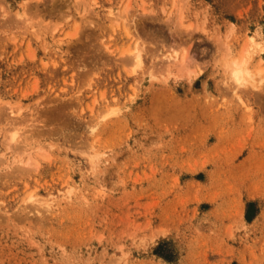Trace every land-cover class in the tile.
I'll list each match as a JSON object with an SVG mask.
<instances>
[{
	"label": "rangeland",
	"instance_id": "rangeland-1",
	"mask_svg": "<svg viewBox=\"0 0 264 264\" xmlns=\"http://www.w3.org/2000/svg\"><path fill=\"white\" fill-rule=\"evenodd\" d=\"M0 264H264V0H0Z\"/></svg>",
	"mask_w": 264,
	"mask_h": 264
},
{
	"label": "bare ground",
	"instance_id": "bare-ground-1",
	"mask_svg": "<svg viewBox=\"0 0 264 264\" xmlns=\"http://www.w3.org/2000/svg\"><path fill=\"white\" fill-rule=\"evenodd\" d=\"M113 23V22H112ZM125 25V24H124ZM133 57L135 58V60L137 61V63L138 62H140L139 61V53L138 52H136V53H134L133 54ZM245 60H240V61H238V60H236V59H234L233 61H232V66H231V68H229L230 70V72L231 73H229V74H231V79H233L232 81H234L235 83H237V84H242L243 82H244V80L247 78V77H253V74H252V72L250 71V69H248V67L247 66H245ZM109 113H116V108H114V109H112L111 111H109V112H107L106 114H104L102 117H105L107 114H109ZM19 114H21V111H18V115ZM11 124V123H10ZM13 125V127L15 126L14 124H12ZM16 127V126H15ZM11 130V128H9V130H8V132ZM12 130H13V128H12ZM11 130V131H12ZM15 130H17V128L15 129ZM12 131L11 132V134H10V132H9V134H10V137L8 136V138H9V142L8 141H6V143L9 145V146H13V149L15 148V149H17V146H18V144L16 145V143L15 144H12V141L13 140H16L17 139V137H18V135L20 134V133H18L17 131ZM25 135V134H24ZM26 136V135H25ZM19 137H20V135H19ZM18 141H20V140H18ZM16 142H17V140H16ZM26 143V142H25ZM7 144H6V146H7ZM16 145V146H15ZM20 145V144H19ZM8 146V147H9ZM20 146H24V144L23 145H20ZM10 148V147H9ZM12 148V147H11ZM22 148V147H21ZM20 148V149H21ZM37 148V147H36ZM91 148H93V146H91ZM18 149H19V146H18ZM17 149V150H18ZM38 149L40 150V147H38ZM31 150V149H30ZM29 150V151H30ZM28 151V153H26L27 154V158H26V160H25V163H28L29 164V162H30V159L31 158H33L32 157V155H31V153ZM36 152L38 153V151L36 150ZM35 152V153H36ZM42 152V151H41ZM36 153V154H37ZM42 153H44V151L42 152ZM23 154H24V152H23ZM41 154V153H40ZM90 155H93V154H90ZM33 159H35V158H33ZM33 161H35V160H33ZM31 163V162H30ZM32 164V163H31ZM34 165V164H33ZM17 170H18V168H17ZM16 170V171H17ZM15 171V172H16ZM19 171H20V168H19ZM25 172V171H24ZM26 172H28V170H26ZM12 174V173H11ZM25 174V173H24ZM9 175V174H8ZM33 194L32 193H29L28 195H27V200H33ZM25 199V200H26ZM24 200V201H25Z\"/></svg>",
	"mask_w": 264,
	"mask_h": 264
}]
</instances>
